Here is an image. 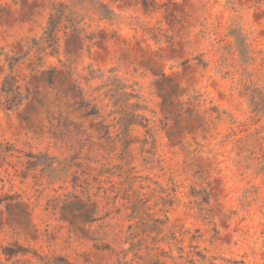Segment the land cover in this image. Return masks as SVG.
<instances>
[{
  "label": "rangeland",
  "instance_id": "rangeland-1",
  "mask_svg": "<svg viewBox=\"0 0 264 264\" xmlns=\"http://www.w3.org/2000/svg\"><path fill=\"white\" fill-rule=\"evenodd\" d=\"M53 1L0 0V97L6 58L42 35ZM104 1L115 21L43 69L82 85L105 72L93 86L118 74L152 136L132 126L125 146L70 78L50 88L17 68L32 93L0 102V264H264V0Z\"/></svg>",
  "mask_w": 264,
  "mask_h": 264
},
{
  "label": "trees",
  "instance_id": "trees-1",
  "mask_svg": "<svg viewBox=\"0 0 264 264\" xmlns=\"http://www.w3.org/2000/svg\"><path fill=\"white\" fill-rule=\"evenodd\" d=\"M115 19L114 10L104 0L53 1L42 35L31 39L26 50L21 54L6 58L11 72L3 81L0 97L2 106L6 110H12L30 98L31 88L27 86L26 93H24L18 80L20 74H14L17 68L23 67V69L29 70L35 79H40L50 88H55L56 82L62 83L70 78L68 91L81 99L79 104L86 108V115L94 116L97 119L102 118L98 126L104 134L110 135L114 128L117 131V140L124 143L125 146H129L134 141L130 134L132 126H142L152 136V128L149 127L150 120L139 113L147 108L140 102L141 94L137 92L134 85L127 84L118 74H111L102 84L93 86L91 82L97 78L105 77V72L96 75L93 70H90L87 75L82 77L85 83L82 85V82L74 77L71 68L62 71L57 65H51L47 69H43L47 57H60L63 45H78L79 51L85 47L89 48L98 37L101 22L113 23ZM115 33L116 31H114ZM231 33L235 36L236 44L243 55L245 42L241 34ZM59 61L62 63L61 59ZM199 64L206 66L202 59ZM114 71L115 69H110L109 72L114 73ZM23 80H26V76ZM131 87L132 91H129L128 89ZM254 97L252 98L255 105L254 111H262L264 106L260 102H256ZM134 98L137 101L131 102ZM108 107H111L108 116L113 117L111 123H105L102 114L103 110ZM144 142L147 143V139ZM261 171H264V165L261 167Z\"/></svg>",
  "mask_w": 264,
  "mask_h": 264
}]
</instances>
